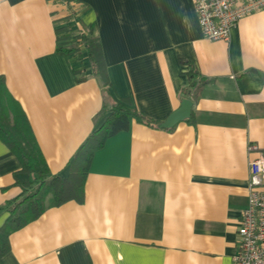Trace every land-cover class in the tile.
I'll use <instances>...</instances> for the list:
<instances>
[{"label":"crops","instance_id":"0c3cea01","mask_svg":"<svg viewBox=\"0 0 264 264\" xmlns=\"http://www.w3.org/2000/svg\"><path fill=\"white\" fill-rule=\"evenodd\" d=\"M74 1L0 0V76L52 174H69L115 101L160 123L187 98L190 115L169 128L131 119L106 138L83 200L48 195L0 264H232L248 159L264 154V9L222 41L203 35L192 0ZM82 26L100 42L105 90L84 47L56 48ZM191 67L207 80L194 97ZM20 167L0 139V227L31 179Z\"/></svg>","mask_w":264,"mask_h":264},{"label":"trees","instance_id":"16d2710c","mask_svg":"<svg viewBox=\"0 0 264 264\" xmlns=\"http://www.w3.org/2000/svg\"><path fill=\"white\" fill-rule=\"evenodd\" d=\"M64 1L69 7L75 5L74 0ZM64 29L67 28L64 27ZM91 32L92 27L82 26L72 34L74 36L71 41L61 42L56 48L63 53H80L79 46L84 47L90 58L92 73L100 79L105 90L109 81L105 73L100 42ZM187 74L188 84L182 92L185 96L194 97L207 80L198 77L196 70L192 67L188 69ZM107 113L108 116L103 124L85 138L80 148L74 152L69 165V174L65 178H60L47 168L25 112L7 90L4 78L0 76L1 143H4L17 157L21 164L20 169L31 175L30 181L24 185L22 194L7 204L9 216L0 227V256L9 250L8 234L30 220L36 219L44 210L48 195H50V205H59L68 200L77 202L83 200L84 178L89 169L88 165H90L93 152L104 144L106 138L119 131L127 130L131 119L150 126L160 124L142 112L117 101L108 108Z\"/></svg>","mask_w":264,"mask_h":264},{"label":"built area","instance_id":"2783aa9c","mask_svg":"<svg viewBox=\"0 0 264 264\" xmlns=\"http://www.w3.org/2000/svg\"><path fill=\"white\" fill-rule=\"evenodd\" d=\"M203 35L227 40L230 27L264 9V0H192ZM247 204L237 228L232 264H264V154L248 159Z\"/></svg>","mask_w":264,"mask_h":264},{"label":"water","instance_id":"95a60500","mask_svg":"<svg viewBox=\"0 0 264 264\" xmlns=\"http://www.w3.org/2000/svg\"><path fill=\"white\" fill-rule=\"evenodd\" d=\"M192 106V101L190 99L184 98L181 102L179 108H176L169 116L158 125L161 128H169L176 124V122L187 118L190 115V108Z\"/></svg>","mask_w":264,"mask_h":264}]
</instances>
